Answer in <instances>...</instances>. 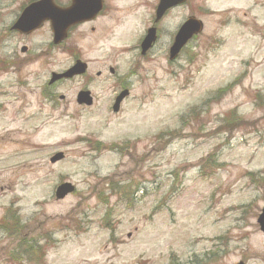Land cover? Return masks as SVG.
Listing matches in <instances>:
<instances>
[{"label":"rangeland","instance_id":"rangeland-1","mask_svg":"<svg viewBox=\"0 0 264 264\" xmlns=\"http://www.w3.org/2000/svg\"><path fill=\"white\" fill-rule=\"evenodd\" d=\"M247 1L191 0L142 57L127 46L153 25L157 0H108L79 42L86 77L44 87L67 53L48 70L0 73V264H264V34L250 21L264 13ZM188 15L204 31L170 62ZM110 67L120 82L133 73L118 113ZM83 87L91 106L76 101ZM62 182L76 190L57 200Z\"/></svg>","mask_w":264,"mask_h":264},{"label":"flooded vegetation","instance_id":"flooded-vegetation-1","mask_svg":"<svg viewBox=\"0 0 264 264\" xmlns=\"http://www.w3.org/2000/svg\"><path fill=\"white\" fill-rule=\"evenodd\" d=\"M247 2L246 8L252 11V14L256 11L264 13V0H248ZM97 4L98 0H0V73L8 72L17 75V77L23 73L28 75V66L32 63H39L40 69L48 70L49 58L59 54L60 56L64 53L69 54L72 57L70 63L65 68L50 71V78L54 73L65 72L76 61L83 60L79 42L93 37L97 33V23L106 16L110 7L108 0H102L100 10L96 12ZM155 6L157 3L154 4L153 10L156 8ZM173 10H169L165 17L157 25H154L157 38L147 55L154 50L159 41L160 24ZM245 15L242 16L246 17ZM257 17L255 14L252 15L250 21L257 28V34L261 36L260 33L264 34V23H259L258 27ZM151 26L146 28L145 34L137 45L130 49L138 48L141 51L143 38ZM176 32L177 29L174 32L173 40ZM261 38L264 40V36ZM192 42L193 40H190L183 51L187 50ZM141 56L144 57L142 54ZM89 68L88 64L85 74L70 79L61 78L54 82L49 80L44 87L47 90L57 89L66 82L84 78L87 76ZM122 79V82H117V86L121 90L130 88V77L126 76ZM86 89V87L79 89L76 96L80 91ZM43 94L47 100L54 99L53 90L48 91L47 94L43 88ZM59 98L63 100L65 96L59 95ZM14 224L15 229H19L17 228L19 221L14 220ZM1 227H6L4 220ZM23 238H28V229L23 234ZM23 242H25V246L21 243L20 252L24 251V253H20V259L28 256V240Z\"/></svg>","mask_w":264,"mask_h":264},{"label":"water","instance_id":"water-1","mask_svg":"<svg viewBox=\"0 0 264 264\" xmlns=\"http://www.w3.org/2000/svg\"><path fill=\"white\" fill-rule=\"evenodd\" d=\"M186 0H160V4L158 6L157 10V18L159 19L163 13L172 6L178 5L182 2H185ZM203 24L200 20L191 17L189 18L180 28L177 36H176V42L171 48V58H173L180 50V48L185 44V42L194 34L199 33L202 30ZM154 39V30L150 31V34L146 38L145 43L148 45L151 44V42ZM85 70V65L78 62L70 71L59 75L58 77L64 76V77H71L76 73H81ZM56 77H54L55 79ZM123 94L118 98V101L115 105V110H118L119 101L123 98ZM79 102H87L91 103L90 97L88 93H82L79 96ZM63 158V153L56 154L53 158H51V162H56ZM74 191V186L71 183H63L61 184L57 190H56V197L57 199H63L66 195L72 193ZM258 223L260 225L261 230L264 232V207L262 209L261 214L258 217ZM242 264V263H241Z\"/></svg>","mask_w":264,"mask_h":264},{"label":"trees","instance_id":"trees-1","mask_svg":"<svg viewBox=\"0 0 264 264\" xmlns=\"http://www.w3.org/2000/svg\"><path fill=\"white\" fill-rule=\"evenodd\" d=\"M231 122H232V119H231Z\"/></svg>","mask_w":264,"mask_h":264}]
</instances>
